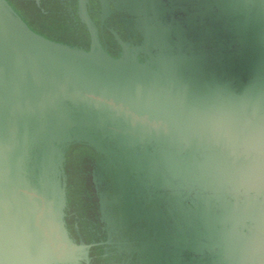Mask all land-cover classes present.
<instances>
[{"label": "water", "instance_id": "obj_1", "mask_svg": "<svg viewBox=\"0 0 264 264\" xmlns=\"http://www.w3.org/2000/svg\"><path fill=\"white\" fill-rule=\"evenodd\" d=\"M261 141L264 0H0V264H243Z\"/></svg>", "mask_w": 264, "mask_h": 264}, {"label": "clouds", "instance_id": "obj_2", "mask_svg": "<svg viewBox=\"0 0 264 264\" xmlns=\"http://www.w3.org/2000/svg\"><path fill=\"white\" fill-rule=\"evenodd\" d=\"M237 101L217 92L208 96L196 108L189 110L188 118L205 128H217L235 110ZM240 168L247 173L264 172V141L239 146ZM243 264H264V231L250 235L243 242Z\"/></svg>", "mask_w": 264, "mask_h": 264}]
</instances>
